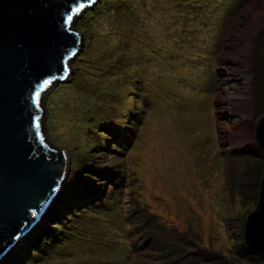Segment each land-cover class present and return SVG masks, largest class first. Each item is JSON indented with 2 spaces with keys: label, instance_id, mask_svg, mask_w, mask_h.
Here are the masks:
<instances>
[{
  "label": "rangeland",
  "instance_id": "rangeland-1",
  "mask_svg": "<svg viewBox=\"0 0 264 264\" xmlns=\"http://www.w3.org/2000/svg\"><path fill=\"white\" fill-rule=\"evenodd\" d=\"M226 1L99 0L75 18L83 47L71 62L70 80L49 87L40 100L46 112L41 123L45 141L66 151L70 168L55 207L30 236L38 227L52 228L47 217L62 209L57 205L70 183L99 189L97 194L114 191L104 179L82 180V166L110 178L126 172L129 180L126 174L123 186L137 205L151 204L163 222L201 241L198 246L187 243L193 253L207 256L197 251L204 248L217 253L223 264L244 263L237 246L243 243L244 223L257 201L248 200L243 207L229 185L240 183L248 160L264 159L253 132L264 112L259 113L250 84L264 24L253 35L249 27L256 12L264 9V0ZM259 48L264 56V38ZM238 55L248 95L245 103H228L216 92L233 83L223 79L229 65L225 61L236 65ZM225 108L230 115L222 112ZM250 128L253 137L245 132ZM111 130L122 136L121 142L124 135L130 136L131 147L115 153ZM240 147L250 155L237 157ZM231 165L235 172L240 169L235 180ZM124 187L119 191L122 197ZM66 203L68 209L70 202ZM121 206L122 201L116 207L105 204L87 220L78 213L82 239L73 234L66 244L56 245L45 264H132ZM180 243L178 238L176 245Z\"/></svg>",
  "mask_w": 264,
  "mask_h": 264
},
{
  "label": "water",
  "instance_id": "water-1",
  "mask_svg": "<svg viewBox=\"0 0 264 264\" xmlns=\"http://www.w3.org/2000/svg\"><path fill=\"white\" fill-rule=\"evenodd\" d=\"M98 1L0 0V262L45 218L64 188L70 160L45 141L40 100L49 87L70 80L71 62L83 47L75 18ZM254 133L264 153V114ZM243 243L264 259V169Z\"/></svg>",
  "mask_w": 264,
  "mask_h": 264
},
{
  "label": "trees",
  "instance_id": "trees-1",
  "mask_svg": "<svg viewBox=\"0 0 264 264\" xmlns=\"http://www.w3.org/2000/svg\"><path fill=\"white\" fill-rule=\"evenodd\" d=\"M216 1L227 2L226 0ZM209 2L210 1L207 3ZM213 2L216 5L219 4L215 1ZM263 38L264 31L261 33L257 41L254 55L258 56V60H256L255 69L253 70L255 80L253 84L250 83L251 87L254 88L253 93H251L252 95L254 94L259 113L264 112V56H262V50L259 48V40L261 39L262 41ZM259 64L261 69L256 70ZM124 128L127 130L128 127ZM108 134L113 138L112 141L116 144L115 153L121 152L123 147L124 150L131 147L130 136L124 135L123 142H121L120 138L122 136H117L113 130L108 131ZM87 143H90V139H88ZM90 144H92V142ZM245 148L246 147H240L235 151L237 157L250 155ZM263 160L258 158L248 160L244 173L240 174L241 176H244L243 179L240 180V183H235V181H233L234 185L232 187L229 185V191L232 194H238L241 197L240 202L243 207L247 205L248 200H250L251 203L257 201L256 195L258 194L259 180L264 169ZM121 165L125 166L123 163H121ZM231 166L233 170L232 176L235 180V173H237L238 177L240 169H237L235 172V167L233 165ZM81 167L82 166L78 168V174L81 179L83 178L82 180L87 181L96 178H100L102 180L104 179L103 181L106 180L110 182L109 187L112 186L114 191L109 192L106 190L105 193L102 191L97 194V190L99 189L93 190L88 186H82L81 183L79 184L78 182H73L72 184L70 183V185L66 186L64 189V192L61 195V200H59L57 205V207H62V209L54 215H50L51 217L49 215L47 217V219L51 220L49 224L52 228L48 229L45 228V226L38 227L35 232L31 234V236H26L17 245V247L13 249L10 254H8V258L4 259L2 262L3 264H45L46 259L49 257L48 254H50L56 245L63 243L66 244L73 238V234H75V239H82L80 236V232L83 230V227L81 226L82 219L87 220V217L91 218L94 212L102 209L105 204L110 205L111 207H116V203L119 201H122L124 204V206H121V209H124L120 212V217L122 222L125 223V232L126 229L128 230L126 234L127 240H131L133 257L132 264H213V262L216 264H223L225 260L223 259L224 261L222 262L217 253L207 251L204 248H200L197 251L201 250V253H207V256H199L193 253L191 246H188L187 243L192 244V246H198L199 244H202L201 241L196 239L195 235L191 233L190 235L180 233L181 231L174 228L172 224H166L163 222L157 215V210H155L156 208L152 207L151 204L146 203L145 205H137V201L133 195H128L125 191V187L123 186L124 179L127 174L126 172L123 176L118 175V178H115L116 176L110 178L106 175ZM121 169H123V167H121ZM91 175L94 176V178L90 177ZM127 180H129L128 174ZM233 182H230V184ZM121 187H124L123 195L125 196V194H127V205H125V197H122L121 192H119L121 191ZM69 188H71V192L67 190ZM126 188L128 189L129 187ZM74 194L76 197L78 195L77 198L80 196V199L73 201L74 198H72L69 200V198ZM114 194L117 195L115 202L112 200ZM67 201L70 202L68 209L66 208ZM80 212H82L83 217H81L82 219L78 221L75 218L78 217V213ZM46 223L47 221H45L44 224ZM178 238L181 239L180 245H176ZM192 238L194 240H192ZM195 241L196 245L194 244ZM237 247L239 253L238 255L240 256V259L244 261L242 264L264 263V259L260 255H254V253L252 254V252L247 250L243 243ZM205 248L207 247L205 246ZM109 263L113 264L112 262ZM228 264H236V262L231 260Z\"/></svg>",
  "mask_w": 264,
  "mask_h": 264
},
{
  "label": "bare ground",
  "instance_id": "bare-ground-1",
  "mask_svg": "<svg viewBox=\"0 0 264 264\" xmlns=\"http://www.w3.org/2000/svg\"><path fill=\"white\" fill-rule=\"evenodd\" d=\"M241 14H242V11L237 15V17L235 19L237 20L241 16ZM236 20L232 22V23H234L233 26L236 25ZM263 24H264V9L261 11L260 10L257 11L253 20L249 22V27L251 29L252 35ZM231 36H232V29L229 31L227 39H226V43L224 45V49L222 52L223 58H224L225 53L228 49V40L230 39ZM235 60L237 62L236 65H230L229 62L225 61V63L229 64V65L225 66V69H224L225 72L224 73H226V76L225 77L223 76V79L225 81H228V80L231 81L232 80L233 83H229V88L228 87L223 88L222 86H219V89L216 92V94H217L216 96H221V95L224 96V98L227 99L228 103H235V101H242L243 103H245V99H247V95H248V93L245 91V82H246L245 73H246V71L243 68V66L240 65V62L242 61V56H240V55L236 56ZM222 112L225 113L226 115L231 114V111L227 108L223 109ZM245 132L248 135H250V137L251 136L253 137V133H252L251 128ZM222 140L229 142V141H233L234 139L233 138H226V139L222 138ZM56 200L52 203L51 207L55 206ZM50 208H49V210H50Z\"/></svg>",
  "mask_w": 264,
  "mask_h": 264
},
{
  "label": "snow or ice",
  "instance_id": "snow-or-ice-1",
  "mask_svg": "<svg viewBox=\"0 0 264 264\" xmlns=\"http://www.w3.org/2000/svg\"><path fill=\"white\" fill-rule=\"evenodd\" d=\"M82 7L83 6L81 5V8ZM76 11L79 12L80 11V8H77ZM71 21H72V16H69L68 17V22L71 23ZM36 95H37V103H38L39 102V93H37ZM37 127H38V125H37Z\"/></svg>",
  "mask_w": 264,
  "mask_h": 264
}]
</instances>
